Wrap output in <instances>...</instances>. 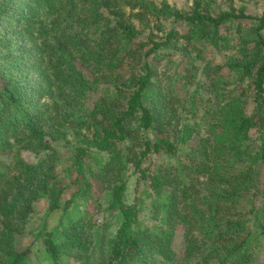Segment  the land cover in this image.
Here are the masks:
<instances>
[{"label": "trees", "instance_id": "obj_1", "mask_svg": "<svg viewBox=\"0 0 264 264\" xmlns=\"http://www.w3.org/2000/svg\"><path fill=\"white\" fill-rule=\"evenodd\" d=\"M261 238L264 0H0V264H249Z\"/></svg>", "mask_w": 264, "mask_h": 264}, {"label": "rangeland", "instance_id": "obj_2", "mask_svg": "<svg viewBox=\"0 0 264 264\" xmlns=\"http://www.w3.org/2000/svg\"><path fill=\"white\" fill-rule=\"evenodd\" d=\"M170 1H175L176 3H180L181 0H170ZM128 181H129V189L130 188L132 189L133 182H134V174H130L129 175ZM67 191L70 192V190H67ZM79 199H81L80 200V202H81L80 205L83 206V208H85V209H90L94 205L92 200L89 199V198H81L80 197V198L77 199V202H78ZM37 207H38L37 213H39V214H35L33 217H31L27 221V223H26V225L24 227L23 234L19 238L15 237V241H14L15 246H17V244H20V243L25 244L28 239L32 238L33 235H32V233H30V230L32 229V227L37 226L36 224L44 216V210L46 208V204L43 203V202L42 203H38ZM59 214H60V211H55V212L49 213L48 216L46 215L47 217H45V218L47 219V225L48 226L55 225V223L58 220ZM95 215H97L98 218L101 219V216H102L101 214H95ZM259 242L260 243L254 248L253 259H252V261L249 264H264V238H261ZM0 256H1V252H0ZM39 256L43 259L45 264H50L49 260L45 257L44 251L41 252V250H40V255ZM74 263L78 264V261H75Z\"/></svg>", "mask_w": 264, "mask_h": 264}]
</instances>
